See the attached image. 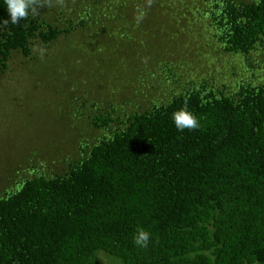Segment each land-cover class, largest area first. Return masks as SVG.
<instances>
[{
    "label": "trees",
    "instance_id": "trees-1",
    "mask_svg": "<svg viewBox=\"0 0 264 264\" xmlns=\"http://www.w3.org/2000/svg\"><path fill=\"white\" fill-rule=\"evenodd\" d=\"M102 1L135 0H51L18 25L0 0V73L86 28ZM181 1L180 13L204 18H188L191 27L209 22L222 55L264 70V0ZM199 81L173 80L176 89L145 101L144 112L90 119L107 136L60 174L36 171L11 192L2 182L0 264H264V83ZM185 107L197 130L176 128L173 114ZM141 229L147 247L135 243Z\"/></svg>",
    "mask_w": 264,
    "mask_h": 264
},
{
    "label": "rangeland",
    "instance_id": "rangeland-1",
    "mask_svg": "<svg viewBox=\"0 0 264 264\" xmlns=\"http://www.w3.org/2000/svg\"><path fill=\"white\" fill-rule=\"evenodd\" d=\"M151 1H128L120 8L119 1H102L97 13L91 10L95 18L86 28H77L48 48L35 47L31 59L10 60L8 70L0 73L4 192L14 191L20 179L36 171L60 174L68 162L86 156L84 145L107 136L92 129L90 119L111 112L113 117L144 112L159 99L155 97L176 89L173 80L179 86L203 78L229 87L242 79L264 83V70L249 69L239 55L220 53L209 22L197 26L191 21L192 27L187 23L190 17L204 19L197 10L186 7V15L180 13L181 0ZM133 9L136 19L130 20ZM105 11L108 14L99 15ZM194 28L201 31L190 32ZM233 71L237 75H229ZM100 261L117 264L104 256Z\"/></svg>",
    "mask_w": 264,
    "mask_h": 264
},
{
    "label": "clouds",
    "instance_id": "clouds-1",
    "mask_svg": "<svg viewBox=\"0 0 264 264\" xmlns=\"http://www.w3.org/2000/svg\"><path fill=\"white\" fill-rule=\"evenodd\" d=\"M57 2L63 6L64 0H57ZM7 11L10 14V22L13 25L20 24L21 20H27L30 12L33 15L39 14L38 8L51 7V0H5ZM8 20L3 21V26L7 27ZM27 26V25H25ZM173 120L176 128L179 131L184 130H197L199 128L198 119L187 110L185 107L173 114ZM135 243L140 247H147L150 241V233L141 229L138 230L137 235L134 238Z\"/></svg>",
    "mask_w": 264,
    "mask_h": 264
}]
</instances>
